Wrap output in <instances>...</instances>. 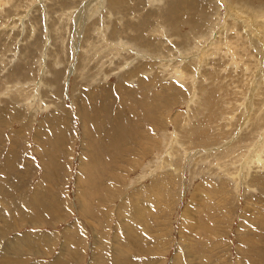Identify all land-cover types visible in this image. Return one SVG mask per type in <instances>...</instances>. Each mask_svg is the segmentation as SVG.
Instances as JSON below:
<instances>
[{"label":"rangeland","instance_id":"374dc122","mask_svg":"<svg viewBox=\"0 0 264 264\" xmlns=\"http://www.w3.org/2000/svg\"><path fill=\"white\" fill-rule=\"evenodd\" d=\"M0 213V264H264V0H0Z\"/></svg>","mask_w":264,"mask_h":264},{"label":"bare ground","instance_id":"6f19581e","mask_svg":"<svg viewBox=\"0 0 264 264\" xmlns=\"http://www.w3.org/2000/svg\"><path fill=\"white\" fill-rule=\"evenodd\" d=\"M37 187H38V186H37ZM42 193H43V192H42ZM39 194H40V193H39ZM54 197H55V196H54ZM32 203H33V202H32ZM51 203H52V202H51ZM38 206H39V205H38ZM34 208H35V207H34ZM35 210H36V209H35ZM39 210H40V209H39ZM48 210L50 211V209H48ZM48 210H47V211H48ZM56 210H57V209H56ZM49 211H48V212H49ZM52 212H53V211H51V213H52ZM56 212H57V211H56ZM0 214H1V213H0ZM2 214H3V213H2ZM44 214H46V213H44ZM44 214H43V216H44ZM3 215H4V214H3ZM40 218H42V215H41ZM40 218H39V219H40ZM45 218H46V217H45ZM45 218L43 217V220H44ZM47 220H48V219H47ZM4 223H5V222H4ZM67 234H68V233H67ZM68 235H69V234H68ZM17 236H18V235H17ZM17 236H16V238H18ZM69 237H70V236H69ZM23 238H24V237H23ZM23 238H22V240H23ZM47 238H48V237H47ZM9 239H10V238H9ZM20 239H21V237H20ZM74 239H75V238H74ZM11 240H12V239H11ZM17 240H19V239H17ZM75 240H76V239H75ZM12 241H13V240H12ZM19 241H20V240H19ZM23 241H25V240H23ZM7 243H8V239H7ZM9 243H11V241H9ZM21 243H22V241L20 242V244H21ZM23 243L26 244L27 242H26V243L23 242ZM23 243H22V244H23ZM99 243H100V242H99ZM13 244H15V243L13 242ZM7 245H8V244H7ZM16 245H17V243H16ZM8 246H9V245H8ZM8 246H7V247H8ZM70 246H71V245H70ZM13 247H15V246H13ZM24 247H26V245H25ZM49 247H50V245H49ZM51 247H52V246H51ZM51 247H50V249H51ZM100 247H101V246H100ZM18 248H19V247H18ZM75 248H76V247H75ZM22 249H23V248H22ZM6 250H7V249H6ZM15 250H16V249H15ZM15 250L13 249V251H15ZM18 250H20V249H18ZM9 251H10V250H9ZM16 252H17V251H16ZM16 252H15V253H16ZM71 252H72V251H71ZM11 253H12V252H11ZM13 253H14V252H13ZM19 253H20V252H19ZM8 254H9V253H8ZM69 254H70V253H69ZM13 255H14V254H13ZM7 256H8V255H7ZM9 256H10V254H9ZM18 260H21V259L19 258ZM21 263H22V262H21ZM17 264H18V263H17ZM23 264H24V263H23Z\"/></svg>","mask_w":264,"mask_h":264}]
</instances>
